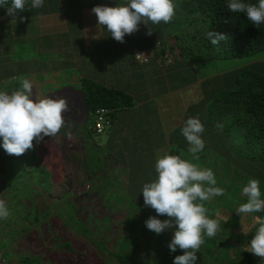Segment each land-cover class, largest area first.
<instances>
[{
  "label": "crops",
  "instance_id": "1",
  "mask_svg": "<svg viewBox=\"0 0 264 264\" xmlns=\"http://www.w3.org/2000/svg\"><path fill=\"white\" fill-rule=\"evenodd\" d=\"M123 3L124 0H45L43 8H26L16 15L15 21L7 14V7L0 14V91H15L19 78H27L37 97H63L68 103L59 132L39 142L34 140L30 151L50 153L56 162L63 153L71 162L72 171L81 177L82 185L92 187L90 195H99L97 200L104 201L97 187L110 185L105 200L122 195L123 201H136L150 216L156 215L155 210L144 205L141 190L155 179L156 160L169 153L199 165L201 161L208 164L211 154L212 162H217L209 167L216 177V187L221 188L226 181L237 192L234 196L224 190L223 196L210 200L216 209L207 215L224 228L217 233L231 235L224 236V241L236 245L231 247L233 251L240 250L237 245H244L243 251L249 254L247 238L255 233L258 223L251 216H264V212L241 216L236 213L239 205L247 202L238 193L249 179L238 174L232 165L225 166V160L216 154L217 129L204 125L212 97L215 101L216 93L232 84L234 73H248L250 69L264 72V52L245 59L190 64L179 50L174 17L167 24H141L139 31L125 37L124 43L116 42L97 28L91 9ZM173 3L176 15L181 0ZM148 28L151 35L146 34ZM138 54L144 60H138ZM95 90L104 91L105 101H109L108 109L102 108L109 125L100 134L94 129L91 101L93 96L103 95L94 94ZM189 117H198L205 129V148L198 153V161L188 153L189 146L181 135ZM231 145L227 143L225 149ZM55 177L52 170L49 180L55 182ZM237 199L240 204H229L230 200L237 203ZM210 201L203 202L205 208ZM166 233L165 241L170 242L172 230Z\"/></svg>",
  "mask_w": 264,
  "mask_h": 264
},
{
  "label": "clouds",
  "instance_id": "2",
  "mask_svg": "<svg viewBox=\"0 0 264 264\" xmlns=\"http://www.w3.org/2000/svg\"><path fill=\"white\" fill-rule=\"evenodd\" d=\"M44 4L45 0H0V8L7 7V14L14 21L26 8L40 9ZM227 9L229 13L243 14L258 28L264 25V0H256V3L227 0ZM91 12L97 18V28L106 31L116 42L124 43L125 37L139 31L141 24L148 27L149 23H169L175 15V5L173 0H124L115 7L95 6ZM146 34L151 35L152 31L149 29ZM206 39L215 46L229 40V36L209 30ZM67 110L68 103L63 97H37L33 83L27 78H19L17 90L0 91V149L8 155H23L33 148L34 140L39 142L59 132ZM204 131L198 117H189L181 128L193 160L198 161V153L205 148ZM155 173V179L145 183L141 190L144 205L156 213L145 221V227L156 235L172 230L169 252L175 253L178 249L183 252L174 256L173 264H197V253L204 237L213 238L220 230L219 221L208 217L203 202L223 196L224 189L216 187L212 169L179 155L165 153L158 158ZM241 194L247 197V202L237 208L239 216L264 212L259 180L249 179ZM8 215L7 206L0 201V219ZM160 216L168 219L161 220ZM254 219L258 226L249 241L248 252L264 260V219L259 216Z\"/></svg>",
  "mask_w": 264,
  "mask_h": 264
},
{
  "label": "rangeland",
  "instance_id": "3",
  "mask_svg": "<svg viewBox=\"0 0 264 264\" xmlns=\"http://www.w3.org/2000/svg\"><path fill=\"white\" fill-rule=\"evenodd\" d=\"M30 150L15 156L0 149V201L9 211L0 219L1 264H22L23 259L29 264H122L123 260L135 263L140 255L147 264L153 259L157 264H171L174 256L182 255L179 249L169 252L167 230L156 235L146 229L150 215L137 206L139 203L123 201L122 195L105 200L110 185L97 187L104 201L97 200L100 196L89 194L92 187L82 185L63 153L56 162L50 153ZM211 158L199 166L213 168L217 162ZM52 170L56 172L55 182L49 180ZM77 171L81 174L80 169ZM229 184L225 181L221 188L230 189L236 196L237 190ZM239 200L229 204L238 205ZM214 204L209 202L206 214L215 212Z\"/></svg>",
  "mask_w": 264,
  "mask_h": 264
},
{
  "label": "trees",
  "instance_id": "4",
  "mask_svg": "<svg viewBox=\"0 0 264 264\" xmlns=\"http://www.w3.org/2000/svg\"><path fill=\"white\" fill-rule=\"evenodd\" d=\"M247 2L256 3V0H247ZM5 8H0V14ZM174 21L179 32V50L190 64L245 59L264 52V25L258 28L243 14L229 13L227 0H181ZM209 30L225 33L229 36V40L214 46L206 39ZM231 77L232 84L226 90L216 93V103L214 97H212L213 103L211 102V105L208 103V116L204 126L212 130L217 129L219 148L216 154L225 160V166L232 165L238 174L248 179H257L263 186L264 72L250 69L248 73L238 71ZM94 92V94H102L104 91ZM95 96L91 101L93 113L100 108L108 109L109 101H105V96ZM227 143L232 144L229 150L225 149ZM261 193L264 195L262 187ZM257 216L264 219L263 214ZM254 217L251 216V219ZM255 224L257 227L258 223ZM223 233L219 232L213 238L204 237V243L197 253V264H260L262 258H253L250 253L249 255L244 252V245H237L240 250L233 251L231 247L235 244L227 240L226 243L224 241L226 235ZM252 235L254 233H251L247 239L251 240ZM227 252L230 254H226ZM212 256L215 260L211 262L208 257ZM138 258L135 263L127 262L123 258L120 260H123L122 264H147L141 255ZM27 261L28 259H23L22 264H29ZM150 264L157 263L153 259ZM158 264L167 263L161 261Z\"/></svg>",
  "mask_w": 264,
  "mask_h": 264
},
{
  "label": "built area",
  "instance_id": "5",
  "mask_svg": "<svg viewBox=\"0 0 264 264\" xmlns=\"http://www.w3.org/2000/svg\"><path fill=\"white\" fill-rule=\"evenodd\" d=\"M138 55H140V54H138ZM138 55L136 56V58L138 60H142V59L144 60V58L142 56H138ZM93 115H94V119H95L94 129H95L96 133L100 134L103 132L104 126L109 125V120L107 119V115H106L105 110L102 108L95 110Z\"/></svg>",
  "mask_w": 264,
  "mask_h": 264
}]
</instances>
